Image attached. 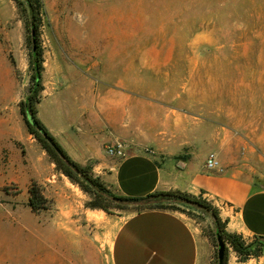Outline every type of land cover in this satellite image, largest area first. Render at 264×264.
<instances>
[{"label": "rangeland", "instance_id": "1", "mask_svg": "<svg viewBox=\"0 0 264 264\" xmlns=\"http://www.w3.org/2000/svg\"><path fill=\"white\" fill-rule=\"evenodd\" d=\"M42 3L38 44L46 82L54 75V53L73 58L87 52L85 48H96L100 57H106L111 49L116 56L120 50L130 49L133 58L144 49L174 47V79L189 80L188 89L196 100L212 110L219 104L224 107L227 126L233 130L228 151L233 166L264 183V0ZM24 6L19 9L13 0H0V116L3 128L11 132L4 142L0 201L16 202L20 209L29 207L28 188L33 181L50 200L48 210L34 215L29 207L28 217L24 215L23 225L14 235L21 248L27 239L30 242L29 258L34 241L35 264H110L109 249L118 227L144 208L130 206L108 213L87 207L89 195L56 170L30 132L21 110L34 80L30 10L26 3ZM148 52L155 57V51ZM44 95L43 91L42 98ZM37 108L39 117L48 114L46 106L38 104ZM175 206L179 209L168 210L185 214L204 235L210 234L213 223L209 215L182 204ZM42 236L51 241L36 252L37 239ZM259 258L264 256L252 259Z\"/></svg>", "mask_w": 264, "mask_h": 264}, {"label": "crops", "instance_id": "2", "mask_svg": "<svg viewBox=\"0 0 264 264\" xmlns=\"http://www.w3.org/2000/svg\"><path fill=\"white\" fill-rule=\"evenodd\" d=\"M83 50L87 52L73 58L54 53V75L46 82L43 74L45 95L39 104L46 106L49 123L39 112L38 117L69 156L91 165L119 195L145 197L170 190L202 195L218 208L228 231L250 240L264 237V188L229 158L233 130L224 107L212 110L196 100L189 80L174 79V47L144 49L133 58L130 49L118 56L111 49L106 57L96 48ZM148 51H155V57ZM3 124L0 116V173L4 142L11 135ZM116 144L128 154L110 156L106 147ZM211 154L219 158L222 172L205 168ZM29 211L0 201V264H35L34 241L29 258L28 239L22 248L14 240ZM214 251L190 217L146 209L120 224L109 258L110 264H210ZM256 263L264 264V259L241 262L230 252L228 264Z\"/></svg>", "mask_w": 264, "mask_h": 264}, {"label": "trees", "instance_id": "3", "mask_svg": "<svg viewBox=\"0 0 264 264\" xmlns=\"http://www.w3.org/2000/svg\"><path fill=\"white\" fill-rule=\"evenodd\" d=\"M19 9H25L24 4L28 5L30 10V20L28 26L35 31L36 50L34 44L32 47L33 56V86L29 91L26 101L22 103V114L26 119V114L31 112L36 119L38 126L42 129L41 133L36 127L27 123L32 134L35 135L42 148L47 152L50 159L56 166V170L69 180L78 185L90 200L86 203L87 207L92 209H103L111 213L112 209H126L130 206H141L146 209H175L177 204H182L190 208H195L212 218L213 229L209 235L210 241L215 247L214 256L210 264H228L229 252L236 253L239 261L245 262L252 258L264 256V237L255 236L252 240L245 239L242 235L232 233L227 230V221L220 217L219 210L210 201L202 195L196 196L180 190L160 191L149 194L145 197H127L116 194L112 191L102 179L95 175L91 165L83 166L74 161L63 146L57 141L54 135L44 125L38 117V104L42 101L41 93L44 91L43 72L44 60L41 47L38 44L39 21L41 20L43 3L42 0H13ZM32 41H33V36ZM26 121V120H25ZM28 205L35 213L48 210L50 200L45 196L41 186L33 181L29 188ZM172 204L167 206L166 204ZM218 237L225 244L224 261L220 263L218 256Z\"/></svg>", "mask_w": 264, "mask_h": 264}, {"label": "built area", "instance_id": "4", "mask_svg": "<svg viewBox=\"0 0 264 264\" xmlns=\"http://www.w3.org/2000/svg\"><path fill=\"white\" fill-rule=\"evenodd\" d=\"M106 152L110 155V156H117V157H124L126 156V151L123 149V146L120 144H116V145H108L106 147ZM205 168L209 171V172H222L223 171V166L220 162V160L218 159V157L216 156V154H211L205 162Z\"/></svg>", "mask_w": 264, "mask_h": 264}, {"label": "water", "instance_id": "5", "mask_svg": "<svg viewBox=\"0 0 264 264\" xmlns=\"http://www.w3.org/2000/svg\"><path fill=\"white\" fill-rule=\"evenodd\" d=\"M32 36H33V44H34V51L36 50V41L34 39L35 37V31H32ZM26 123L30 124L31 126L36 127L41 133H43L42 129L38 126V123L36 121V119L34 118V116L32 115L31 112H28L26 114ZM179 165H184L183 161L179 162ZM256 184L261 187L264 188V183L263 182H256ZM218 256H219V261L220 263H222L224 261V257H225V244L224 242L221 240L220 237H218Z\"/></svg>", "mask_w": 264, "mask_h": 264}, {"label": "bare ground", "instance_id": "6", "mask_svg": "<svg viewBox=\"0 0 264 264\" xmlns=\"http://www.w3.org/2000/svg\"><path fill=\"white\" fill-rule=\"evenodd\" d=\"M47 239V237H39L38 239H37V241H38V243H36V252H38L39 250V248L41 249V250H43V248H44V246L45 245H47V243H49L50 241H51V239L49 240H46ZM36 242V241H35Z\"/></svg>", "mask_w": 264, "mask_h": 264}]
</instances>
